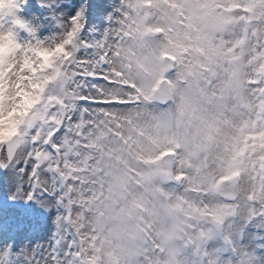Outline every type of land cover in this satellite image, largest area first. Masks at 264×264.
I'll return each instance as SVG.
<instances>
[{"label": "snow or ice", "instance_id": "snow-or-ice-1", "mask_svg": "<svg viewBox=\"0 0 264 264\" xmlns=\"http://www.w3.org/2000/svg\"><path fill=\"white\" fill-rule=\"evenodd\" d=\"M5 44L0 264H264V0H0Z\"/></svg>", "mask_w": 264, "mask_h": 264}, {"label": "clouds", "instance_id": "clouds-1", "mask_svg": "<svg viewBox=\"0 0 264 264\" xmlns=\"http://www.w3.org/2000/svg\"><path fill=\"white\" fill-rule=\"evenodd\" d=\"M6 6L7 5H5V7ZM6 47L7 45L5 44L4 49H0V51L6 50ZM15 131H16L15 124H13L7 118L0 120V137H7L13 135Z\"/></svg>", "mask_w": 264, "mask_h": 264}, {"label": "rangeland", "instance_id": "rangeland-1", "mask_svg": "<svg viewBox=\"0 0 264 264\" xmlns=\"http://www.w3.org/2000/svg\"><path fill=\"white\" fill-rule=\"evenodd\" d=\"M70 2H71V0H70Z\"/></svg>", "mask_w": 264, "mask_h": 264}]
</instances>
